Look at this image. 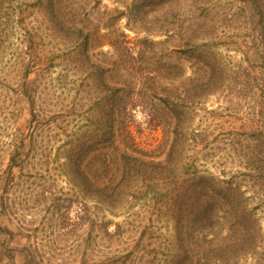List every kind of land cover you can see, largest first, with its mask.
<instances>
[{"label": "rangeland", "instance_id": "rangeland-1", "mask_svg": "<svg viewBox=\"0 0 264 264\" xmlns=\"http://www.w3.org/2000/svg\"><path fill=\"white\" fill-rule=\"evenodd\" d=\"M247 2L0 0V264H10V253L17 256V264H26L28 257L30 264H111L126 253L138 261L142 257L166 264L175 235L167 198L159 190L135 196L111 213L93 207L83 178L75 185L65 171L67 149L78 137L97 135L93 112L101 108L107 91L94 81L99 67L123 63V47L135 55L144 39L155 42L150 54L144 63L129 67L136 70L140 65L145 77L154 72L162 85L176 88L182 74L184 81L195 74L196 61L220 81L213 95L174 100L183 109L182 125L189 137L183 157L181 151L173 156L175 172L167 175L198 171L235 183L240 203L236 208L247 220L240 221L229 205H217L211 215L221 213L224 218L213 231L203 232L207 240L201 236L195 259L211 255L206 242L212 239L213 246H235L213 254L212 264H264V161L249 160L254 142L248 134L264 120V25L259 9L250 10L253 4ZM167 29L198 37L195 52L178 53L177 42L163 44ZM29 67L30 80L44 71L36 89L39 123L30 132L31 104L18 92ZM124 75V80L131 79ZM168 77L174 79L172 84ZM112 78L121 81L116 74ZM144 87L147 95L134 94L129 106L130 131L140 149L165 162L173 126L161 125L155 115L165 95L160 91L153 96ZM29 133L34 147L27 139L24 170L16 169L14 183L4 192L9 157ZM251 165L258 171L250 170ZM107 222L112 232L121 226L115 237L105 236Z\"/></svg>", "mask_w": 264, "mask_h": 264}, {"label": "trees", "instance_id": "trees-1", "mask_svg": "<svg viewBox=\"0 0 264 264\" xmlns=\"http://www.w3.org/2000/svg\"><path fill=\"white\" fill-rule=\"evenodd\" d=\"M247 3L253 4L249 5L250 10L258 11L259 9L261 23L264 25V0H248ZM166 19L169 25L173 24L169 16ZM78 30L83 33L82 29ZM164 33L167 39L162 42L163 44L180 43L179 46H174L179 50V52H176L185 54L195 52L198 37L195 38L191 35L187 38V35L181 33V31L177 32L170 29L164 31ZM154 44L155 42L149 39L141 40L137 46L138 52L135 55L129 52L131 51L130 48L123 47V51H121L124 54L123 63L110 65L108 68L99 67L100 73H97V76L95 75L94 81L98 83L102 92H105L106 89L107 91L105 99L99 105L101 108L93 112L95 115L92 118L97 121V133L94 134L97 135L94 138H92L93 136L89 137L91 138L90 141L87 136H85L86 139L78 137L76 144L67 149L65 152V171L74 179L75 185H77L76 182L79 177L83 178L82 186L87 192L88 200L94 203L93 207L100 206L111 213L117 212L120 206L128 204L136 198L135 196L148 197L157 194V190H159V193L167 198L166 210L169 212V219L174 225L175 235V244L166 264H212L209 258H212L213 254H222L235 249V246L230 247L228 244L213 246L214 240L208 239L206 251L211 255L195 259L203 232L205 230L213 231L215 224H219V220L224 218L219 217L221 213L211 215L212 210L217 205L225 207L229 205L232 207V211L235 212L233 215L236 214L240 221L247 220L245 214H240L241 211L238 212L236 208L240 204L239 199L235 197V195L238 196L237 189H235L236 184L218 179L212 175H200L198 171L181 173V175H167V173L175 172L176 163L173 156L181 151V158L183 157L189 137L182 125L183 109L174 100H181L182 98L200 99L213 95L220 85V81L214 74L203 70L205 67L201 69L195 61L193 63L197 66L195 74L186 81L183 80L182 74L181 85H177L176 88L173 87L172 90L162 85L159 82L160 78L154 72H149V77H145L140 65L137 66L136 70L129 67L131 65L134 68L133 63H144L143 61L150 54ZM182 46L190 50L185 51ZM207 60L210 62V57H207ZM31 72L30 67L24 72L22 75L23 81L18 88L19 94L27 97L31 104L32 119L28 128L29 132L31 128L39 123L40 115L36 109L38 91L36 89L38 82L44 75V71L37 72V78L30 80ZM114 74L121 78L120 83L113 81L112 76ZM124 74L131 77V79H128L130 82L123 79ZM135 77L136 80H134ZM167 79L169 84L174 82V79L170 77ZM137 82L139 88L136 89L135 87L134 89L133 87L137 85ZM115 84V87L110 86ZM145 85H147V90L151 91L153 96H159L160 91L165 95V97H162L164 105L158 104L155 111L161 125L168 123V125L173 126V141L165 162L156 161L147 151L140 149L133 133L130 131L129 106L135 99L134 94L137 98L147 95L144 92ZM104 86H107V88ZM248 134L250 140L254 142V149L249 160L252 164H255L259 158L260 161H264V157H260V154L264 152V120L259 126L252 127ZM27 139L31 140L32 147H34L35 139L29 133L21 138L20 146L15 147L14 151L12 150L6 171H4L7 174L5 179L7 186L4 192H7L10 185L14 183L16 169L21 173L24 170L28 154L25 156L23 149L26 147ZM30 151H33L32 148ZM257 151L260 154H256ZM250 168L252 171H258L254 165H251ZM2 205L4 206V203ZM2 211L4 212L3 209ZM88 218L92 220L91 212ZM110 223H104V234L105 236L115 237L121 226L116 225L115 232H112L109 228ZM206 236L204 235L202 239L207 240ZM185 242L189 244L185 245ZM182 248H185V250L182 251ZM9 259L11 260L10 264H17L15 254L10 253ZM110 262L111 264H153V262L146 261L142 257L138 261L132 253H126L123 256L117 255ZM30 263L31 259L28 257L26 264ZM81 264L102 263L84 260Z\"/></svg>", "mask_w": 264, "mask_h": 264}]
</instances>
